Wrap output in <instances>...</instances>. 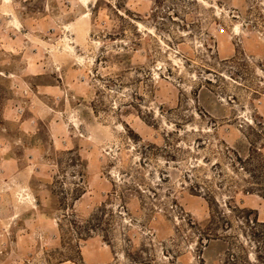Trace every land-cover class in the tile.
Segmentation results:
<instances>
[{"label":"rangeland","instance_id":"rangeland-1","mask_svg":"<svg viewBox=\"0 0 264 264\" xmlns=\"http://www.w3.org/2000/svg\"><path fill=\"white\" fill-rule=\"evenodd\" d=\"M253 218L264 0H0V264H264Z\"/></svg>","mask_w":264,"mask_h":264},{"label":"trees","instance_id":"trees-1","mask_svg":"<svg viewBox=\"0 0 264 264\" xmlns=\"http://www.w3.org/2000/svg\"><path fill=\"white\" fill-rule=\"evenodd\" d=\"M237 160L242 162V159L237 155ZM245 162V161H243ZM209 198L212 197V194H210V192H207ZM209 200V199H208ZM210 203V207H211V218L210 220H208L207 223L205 224H201L196 222L195 220H190L189 224L192 227L197 228V230L201 233V235L207 239V240H213V239H223L226 240L225 237H223V234L219 233L218 231H216L215 229V224L219 221H224V218L222 215H220V211L216 210L217 214L215 210H213V205L212 202L209 201ZM106 214H107V208L103 207V208H99L98 212L91 218L88 220H85L83 222V224H78L76 221L72 222V224L77 228V233L79 235V237H82L85 234H88L90 232V230H96L98 228H102L103 230H107V232L109 233L110 229H111V219H106ZM218 216V217H216ZM66 217V216H65ZM251 223L254 224V226H256V231L254 232L255 235L257 236H262L263 234L260 231H257L259 226H264V223H261L258 221V218H253L251 219ZM106 227V228H105ZM232 258L234 260H239V257L236 256L235 254L232 255Z\"/></svg>","mask_w":264,"mask_h":264},{"label":"crops","instance_id":"crops-1","mask_svg":"<svg viewBox=\"0 0 264 264\" xmlns=\"http://www.w3.org/2000/svg\"><path fill=\"white\" fill-rule=\"evenodd\" d=\"M12 159V158H11ZM7 161H9V160H7Z\"/></svg>","mask_w":264,"mask_h":264}]
</instances>
